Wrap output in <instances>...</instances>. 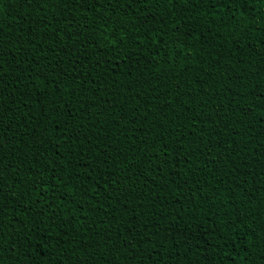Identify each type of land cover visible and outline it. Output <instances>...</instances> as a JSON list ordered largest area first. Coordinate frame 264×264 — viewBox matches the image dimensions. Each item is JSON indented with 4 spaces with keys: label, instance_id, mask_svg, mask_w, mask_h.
Wrapping results in <instances>:
<instances>
[{
    "label": "trees",
    "instance_id": "obj_1",
    "mask_svg": "<svg viewBox=\"0 0 264 264\" xmlns=\"http://www.w3.org/2000/svg\"><path fill=\"white\" fill-rule=\"evenodd\" d=\"M0 65V264H264V0H0Z\"/></svg>",
    "mask_w": 264,
    "mask_h": 264
},
{
    "label": "snow or ice",
    "instance_id": "obj_2",
    "mask_svg": "<svg viewBox=\"0 0 264 264\" xmlns=\"http://www.w3.org/2000/svg\"><path fill=\"white\" fill-rule=\"evenodd\" d=\"M21 2L23 3L24 0H21ZM27 2L30 4L32 2V0H27ZM197 2H203V0H197ZM208 2L210 3V6L211 7H216L218 4L220 6H234V5H237V6H240V7H243L246 3H247V0H208ZM239 8L236 9V11H238ZM232 18L235 19V11H233V15H232ZM6 54V53H5ZM3 66L0 65V68H2ZM3 77L0 76V81H2ZM46 79V78H45ZM82 103V102H81ZM2 115V114H0ZM0 123H2V121H0ZM161 148H162V152L160 153L161 156H164L165 158L161 161V167H160V170L163 171V165H167V164H170L172 163L173 161H177V166H178V159L179 160H183L184 157H180L179 155V152H177V156L175 157H171V159H169L168 157L171 155L170 152H169V148L167 145H161ZM159 158V156H158ZM190 163V161H189ZM39 183H42V181H40ZM39 183L37 184V190H36V198L32 200V203L33 204H38L41 202V200L43 199L44 197V194L45 193H48L51 191V189H49L48 187H43V188H40L39 187ZM58 185H54L53 187H56ZM31 193H28L26 196H25V199H27V196L30 195ZM60 198V197H57L56 195H50L47 199V203H46V206L49 207V208H52L53 205L55 204V201ZM3 212V208L0 207V214H2ZM42 211L41 212H38L37 215H42ZM2 238V237H0ZM14 250V249H13Z\"/></svg>",
    "mask_w": 264,
    "mask_h": 264
}]
</instances>
